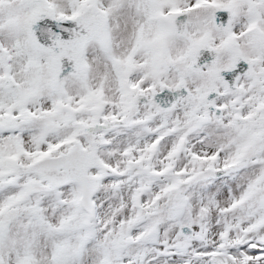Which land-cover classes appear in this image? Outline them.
I'll return each mask as SVG.
<instances>
[{"label": "snow or ice", "instance_id": "6c2138e0", "mask_svg": "<svg viewBox=\"0 0 264 264\" xmlns=\"http://www.w3.org/2000/svg\"><path fill=\"white\" fill-rule=\"evenodd\" d=\"M0 264H264V0H0Z\"/></svg>", "mask_w": 264, "mask_h": 264}]
</instances>
